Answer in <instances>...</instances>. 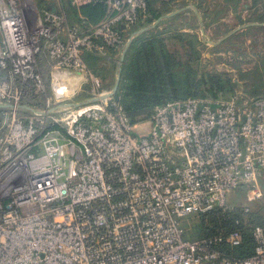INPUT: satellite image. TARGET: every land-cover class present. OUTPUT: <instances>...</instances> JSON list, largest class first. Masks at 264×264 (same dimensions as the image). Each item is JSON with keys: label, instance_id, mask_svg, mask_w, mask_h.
<instances>
[{"label": "built area", "instance_id": "2783aa9c", "mask_svg": "<svg viewBox=\"0 0 264 264\" xmlns=\"http://www.w3.org/2000/svg\"><path fill=\"white\" fill-rule=\"evenodd\" d=\"M67 1L105 14L91 24L0 0V264H264L263 226L247 257L233 252L239 233L199 239L185 227L264 178V95L169 100L141 126L118 95L75 98L101 85L86 54L111 58L176 27L173 13L152 20L147 0ZM63 73L83 78L72 97ZM30 86L33 106L22 101Z\"/></svg>", "mask_w": 264, "mask_h": 264}, {"label": "rangeland", "instance_id": "374dc122", "mask_svg": "<svg viewBox=\"0 0 264 264\" xmlns=\"http://www.w3.org/2000/svg\"><path fill=\"white\" fill-rule=\"evenodd\" d=\"M31 1L39 9L59 6L65 13L66 8L71 5L67 0ZM193 6L194 8L189 7V4L185 3L184 6L182 4L174 10L171 4L163 0L154 2V7L159 12L173 13L171 18L174 20L170 21L169 25L172 28L181 26L182 30L185 29L186 35L181 43L169 41L155 46L157 58L153 61L154 64L156 62L153 70L157 73L156 83L161 89L167 88L171 94L177 96L192 94L211 97L206 93L203 82L207 81L208 76L213 75L231 82L218 98H229L237 93L250 97L263 96L264 0H230L229 2L199 0ZM71 13V15L66 14L72 21H77L79 16H82L79 11L76 17L73 16V12ZM97 17L98 14L92 16L90 20L95 21ZM140 38L138 42L143 40ZM130 48L123 60L121 53L118 52L112 53L111 58L100 59L93 67V73L99 78L101 85L97 86L90 81L82 87L80 94L75 98L93 100L103 92L114 95H124L126 92L128 105L138 102L139 97L148 99L151 93L139 90L140 85L127 92V77L132 68L127 66L131 62V55H128ZM139 61L143 73H148L150 68L145 66L144 59ZM166 63H168L167 67ZM22 101L24 104L34 105L35 98L31 86L24 88ZM3 119V112H0V127ZM149 122V119H137L136 124L148 125ZM148 128L149 126H143L138 133L144 134ZM228 201L229 210L244 209L246 214L248 209L249 217H247L252 224L264 225V178L258 182V185L231 193ZM185 227L188 236L192 238H200L207 234L200 219L196 217L188 219Z\"/></svg>", "mask_w": 264, "mask_h": 264}, {"label": "trees", "instance_id": "16d2710c", "mask_svg": "<svg viewBox=\"0 0 264 264\" xmlns=\"http://www.w3.org/2000/svg\"><path fill=\"white\" fill-rule=\"evenodd\" d=\"M230 0H228L229 2ZM149 12L152 16V20H158L161 17L165 16L167 13L159 12L154 7L155 0H147ZM70 5V4H69ZM105 6L102 3H95L80 9H74L71 5L66 8V13L71 15L73 12V16L76 17V13L79 11L80 14L85 17L89 23L96 24L98 23L105 14ZM75 12V15H74ZM67 14V15H68ZM95 21L92 20V16L97 15ZM91 19V20H90ZM172 19L171 21H173ZM181 26H178L174 29L173 33L168 34L165 37L164 32L155 31L151 32L150 35L142 36L140 39L142 41H134L131 50L128 52V55H131L130 63L127 65L131 68L129 75L127 77V92L131 91L132 88L138 87L139 90H143L146 93H151V95L147 98L139 97L138 102L128 105V101L126 99L125 94H118L120 97V104L124 108L127 115L130 117L132 122L137 123V119H148L152 113V110L161 104L173 99L179 98H188V97H204L202 95H192L189 94L187 96H177L171 94V91L166 89H161L157 81V73L153 70L154 62L156 61L157 56H155V46L161 45L163 43H167L169 41L173 43H181L185 40V32L182 30ZM182 30V31H181ZM141 45V46H139ZM110 54L115 53L116 51L109 49ZM86 63L88 67L93 71V67L97 64V62L102 58H97L92 55H85ZM141 59H144L145 66L149 67L148 73H143V67L139 66ZM153 62V64H152ZM168 63H166V67ZM165 67V65H164ZM2 74V72H1ZM136 82V83H135ZM139 83V84H138ZM137 84V85H136ZM205 85L206 93L214 98H218L219 94L223 92L226 87L231 85V82L225 81L222 77L210 75L207 78V81L203 82ZM156 86V87H155ZM141 88V89H140ZM168 92V93H167ZM162 93H164L162 95ZM226 97V96H225ZM2 112V110H0ZM249 215L245 214L244 209L237 210H218L206 215H202L198 217L200 219L203 228H205V236L200 237L199 239H212L218 238L220 236H227L234 233H239L243 237V243L240 247L235 248L233 252L242 257H247L251 254L253 248V240L251 236V230L254 226L258 224H252ZM263 226L264 225H260Z\"/></svg>", "mask_w": 264, "mask_h": 264}, {"label": "bare ground", "instance_id": "6f19581e", "mask_svg": "<svg viewBox=\"0 0 264 264\" xmlns=\"http://www.w3.org/2000/svg\"><path fill=\"white\" fill-rule=\"evenodd\" d=\"M60 76L64 78V81L67 80L68 83V89L64 93L65 98L72 97L79 91L83 81V78L81 76L68 73H63Z\"/></svg>", "mask_w": 264, "mask_h": 264}, {"label": "water", "instance_id": "95a60500", "mask_svg": "<svg viewBox=\"0 0 264 264\" xmlns=\"http://www.w3.org/2000/svg\"><path fill=\"white\" fill-rule=\"evenodd\" d=\"M51 11H53V12H56V7L55 6H49L48 7ZM194 8V7H193ZM142 31H140L139 33H141ZM130 46H131V43H129L126 47H125V49L123 50V52H122V60L124 59V57H125V54H126V52L128 51V49L130 48Z\"/></svg>", "mask_w": 264, "mask_h": 264}, {"label": "crops", "instance_id": "0c3cea01", "mask_svg": "<svg viewBox=\"0 0 264 264\" xmlns=\"http://www.w3.org/2000/svg\"><path fill=\"white\" fill-rule=\"evenodd\" d=\"M182 4H183V6L185 5V3H182ZM182 4H178V5L181 6ZM179 6H178V7H179ZM192 6H193V5H192ZM193 7H194V6H193ZM200 19H201V21H203V18H202V17H201ZM184 30H185V29H184Z\"/></svg>", "mask_w": 264, "mask_h": 264}]
</instances>
